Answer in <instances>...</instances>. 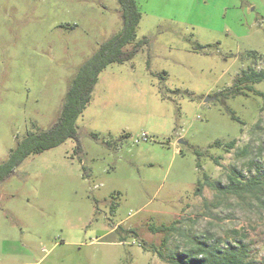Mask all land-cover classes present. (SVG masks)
<instances>
[{"label":"rangeland","instance_id":"obj_1","mask_svg":"<svg viewBox=\"0 0 264 264\" xmlns=\"http://www.w3.org/2000/svg\"><path fill=\"white\" fill-rule=\"evenodd\" d=\"M136 2L123 49L147 42L99 73L80 148L31 154L0 184V264H171L203 243L264 264L262 200L195 192L204 173L217 187L264 178V80L229 94L264 69V0ZM121 29L117 0H0V163L56 121L79 66ZM165 236L162 257L143 248Z\"/></svg>","mask_w":264,"mask_h":264},{"label":"trees","instance_id":"obj_2","mask_svg":"<svg viewBox=\"0 0 264 264\" xmlns=\"http://www.w3.org/2000/svg\"><path fill=\"white\" fill-rule=\"evenodd\" d=\"M121 7L122 29L121 31L102 42L98 49L85 60L78 68L77 73L72 78L65 93L60 114L53 124L45 129L34 133H28L17 145L10 151L6 161L0 163V184L7 179L17 168V166L29 155L38 154L50 148L56 147L68 138L77 141L80 148L76 119L83 112L86 104L91 98L92 91L97 82L99 73L113 62L122 63L129 60L142 46L147 42L146 38L136 41L132 48L124 50L128 43L134 41L136 36V27L140 21L141 13L136 0H117ZM264 80V69H246L242 70L230 89L229 94L234 95L242 92L243 88L253 90V84ZM236 140H231L224 144L226 149L232 148ZM214 145H223L216 141ZM217 164V158H213ZM200 167V164L197 163ZM203 181H199L196 186V194L201 191L202 185L206 184L212 188L240 195L250 194L264 203V178H252L247 181L231 177L236 183H230L224 187H217L213 181H210L209 175L204 173ZM149 230L156 233L167 234L177 230L174 223L151 225ZM132 232H135L134 230ZM167 238L162 241V245L151 244L143 245L145 250L152 251L163 256L161 246ZM141 244V243H140ZM244 250H236L232 246L226 247L222 251L216 249L213 245L206 243L198 244L194 250L182 254L181 257H172L171 264H252L244 260Z\"/></svg>","mask_w":264,"mask_h":264},{"label":"built area","instance_id":"obj_3","mask_svg":"<svg viewBox=\"0 0 264 264\" xmlns=\"http://www.w3.org/2000/svg\"><path fill=\"white\" fill-rule=\"evenodd\" d=\"M141 137H142L143 140L146 139V135L145 134H143Z\"/></svg>","mask_w":264,"mask_h":264}]
</instances>
